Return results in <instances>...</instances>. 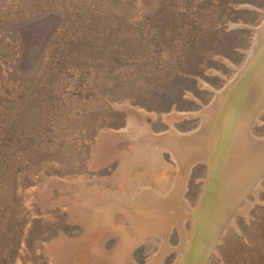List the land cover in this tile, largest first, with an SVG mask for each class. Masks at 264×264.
Segmentation results:
<instances>
[{"label": "rangeland", "instance_id": "obj_1", "mask_svg": "<svg viewBox=\"0 0 264 264\" xmlns=\"http://www.w3.org/2000/svg\"><path fill=\"white\" fill-rule=\"evenodd\" d=\"M263 26L264 0H0V264H188L210 165L186 166L183 208L139 235L125 208L149 167L127 128L199 131ZM160 152L170 185L183 170ZM245 196L197 264H264V177Z\"/></svg>", "mask_w": 264, "mask_h": 264}, {"label": "bare ground", "instance_id": "obj_2", "mask_svg": "<svg viewBox=\"0 0 264 264\" xmlns=\"http://www.w3.org/2000/svg\"><path fill=\"white\" fill-rule=\"evenodd\" d=\"M259 33L258 46L250 64L241 72L239 79L224 91L218 92L216 100L200 112L203 125L199 131L184 134L175 128L172 119L166 115L164 119L171 126L166 133L157 135L149 127L141 126L135 118L131 119L127 128L136 136V160L146 161L149 167V170L145 171L146 175L145 172L139 174L141 178L139 177L134 186H143L141 193L137 194L134 200L129 201L125 208L127 219L139 235L154 227L164 230L169 226V221L171 222L172 219L167 216L168 212L165 208L169 209L172 206H177L178 210L183 208L178 197L184 188L186 166L189 171L198 161L210 165L209 190L203 212L197 214V235L194 238L188 264H197L213 252L211 250L225 228L232 223L233 215L239 212L237 203L244 199L247 193L256 192L260 188V180L264 177V139L254 138L250 134L252 123L264 110V60L263 62L260 60L255 74L246 78L251 66L256 65L258 59L264 57V26ZM239 81L241 85L236 89ZM185 114L186 112L181 113V115ZM165 147L179 164V169L183 170L170 185L166 172L170 167L162 160L161 152L159 154V151ZM160 167L162 170L159 169ZM148 176V179L154 178L157 187L144 181ZM166 189L168 192H163ZM100 192H103L102 195L108 199L119 198L107 190ZM119 204L116 202V205ZM133 243L126 244L132 249Z\"/></svg>", "mask_w": 264, "mask_h": 264}]
</instances>
